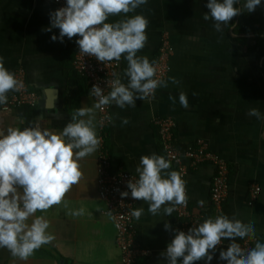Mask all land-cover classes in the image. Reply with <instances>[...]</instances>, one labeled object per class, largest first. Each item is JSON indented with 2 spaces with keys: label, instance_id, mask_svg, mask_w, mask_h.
Segmentation results:
<instances>
[{
  "label": "crops",
  "instance_id": "crops-1",
  "mask_svg": "<svg viewBox=\"0 0 264 264\" xmlns=\"http://www.w3.org/2000/svg\"><path fill=\"white\" fill-rule=\"evenodd\" d=\"M205 3L206 0H147L133 12L109 15L105 22L136 13L147 17V40L136 55L147 56L150 61L156 59L162 34L167 32L173 49L169 71L163 78L167 86L157 87L151 98H136L134 106L110 105L112 121L104 141L79 160L78 181L59 204L33 214L49 220L48 231L54 239L24 260L0 248V264H121L114 226L101 213L103 205L97 195L100 145L109 155L112 170L138 177L135 168L141 155L163 156L154 120L165 116L174 122V142L181 153L202 140L210 152L225 161L228 189L221 215L252 223V246L257 239L264 242V119L247 115L252 107L264 115V53L259 47L264 45V0L252 12L234 15L219 32L212 27L211 17L203 19L208 11ZM56 8L52 0H0V56L11 72L18 68L24 71L27 88L38 95V103L28 118L27 110L20 113L0 109V133L9 127L22 128L30 121L59 131L74 109L94 104L86 82L72 68L76 36L65 37L61 43L49 39L58 29L44 30L49 24V12ZM126 67L122 54L118 75L124 83ZM181 91L186 94L187 107L179 103ZM124 118L127 123L122 124ZM96 130L99 136L98 126ZM183 164L186 173L182 178L190 205L199 211L209 201L213 168L207 164L192 168L187 158H183ZM170 170L175 169L170 165L166 171ZM253 186L259 191L251 199ZM197 200L204 204L198 205ZM80 207L85 209L84 214L73 216L72 211ZM136 207L144 209L138 220L132 217L136 238L150 251L138 264H166L160 253L173 234L163 224L167 221L174 228V213L165 216L161 211L153 215L143 200H138ZM228 243L223 240L210 264H224L217 257ZM196 264H204L203 259Z\"/></svg>",
  "mask_w": 264,
  "mask_h": 264
},
{
  "label": "clouds",
  "instance_id": "clouds-1",
  "mask_svg": "<svg viewBox=\"0 0 264 264\" xmlns=\"http://www.w3.org/2000/svg\"><path fill=\"white\" fill-rule=\"evenodd\" d=\"M146 3L147 0H64L61 7L49 12V24L44 30L58 29V33L49 36L50 40L62 43L65 37L76 36L79 52L94 56L100 62L119 61L123 54L127 80L124 83L113 73L106 94L93 84L90 94L97 98L96 103L74 109L70 120L59 131L30 121L22 128L9 127L0 133V248L8 249L13 257L24 260L33 250L54 239L48 231L49 220L33 214L59 204L78 181L79 160L96 151L100 143L96 110L111 104L120 108L134 106L136 98H151L157 87L167 86L164 79L156 76V61L136 55L147 40V17L136 13L105 22L109 15L127 14ZM261 3L262 0H206L208 11L204 12L203 19L207 21L211 17L212 27L219 32L222 24L227 25L234 15L252 12ZM168 79L178 83L173 77ZM22 86L0 56V104L6 102L7 92ZM178 100L182 107H187L183 91L178 94ZM247 115L264 119L255 107L249 108ZM105 119L111 122L112 116L106 115ZM121 123H127V119H122ZM169 168L170 162L163 156L141 155L135 168L138 177L125 182L130 191H120V197L148 202V212L153 215L162 211L165 216H171L174 206L185 204L188 197L182 174L176 170L166 171ZM196 203L203 205L204 201ZM84 212L80 207L73 210L72 215ZM143 212V207H136L131 209V216L138 220ZM29 217H32L30 222ZM163 228L173 234L160 253L166 264H192L201 259L204 264H210L215 246L221 244L222 239L230 241L218 253L217 259L224 264H264V242L257 239L246 252L236 243L237 239L255 237L250 222L217 215L204 218L187 231L172 228L167 221Z\"/></svg>",
  "mask_w": 264,
  "mask_h": 264
},
{
  "label": "built area",
  "instance_id": "built-area-1",
  "mask_svg": "<svg viewBox=\"0 0 264 264\" xmlns=\"http://www.w3.org/2000/svg\"><path fill=\"white\" fill-rule=\"evenodd\" d=\"M52 2L58 8L63 5L64 0H52ZM172 54L173 49L169 42L168 34L164 32L155 59L157 77L163 79L168 73L169 59ZM72 68L78 76L85 80L89 94L93 84L102 88L104 94H106L110 90L113 73L119 74L120 60L97 61L94 56L79 52L78 45H76L72 59ZM13 73L22 82L23 86L16 91L10 90L6 94L7 100L4 104H0L1 110L9 112L20 106L35 108L38 95L27 88L24 71L18 68ZM91 97L94 103H96L97 98L92 95ZM106 115L111 116L110 105H104L100 109H97V126L100 143L104 141L106 129L111 124V122L105 119ZM154 125L157 130L158 142L163 157L168 159L170 165L180 172L182 176L186 173L183 158L189 160L190 167L192 168L205 164L213 168L208 204L199 211H195L191 207L189 199H187L185 204L175 205L173 208L176 220L174 228L187 231L190 226L201 222L208 216L215 217L221 215L228 189V165L216 154L210 152L202 140L196 141L192 147L181 153L176 148L174 142V122L170 117H157L154 120ZM129 179L135 181L137 176L123 170H112L109 155L104 146L100 145L97 157L96 184L98 199L103 205L101 213L107 216L114 226V243L120 252L121 264H138L142 257L149 255L150 251L141 246L136 238V229L131 216V209L135 208L138 200L130 196L120 197L119 195L120 191H130L127 189L125 183ZM258 191L259 187L253 186L249 192L250 198L254 199ZM222 243L223 239L221 240V244L215 246L216 251L221 247ZM252 243V240L243 239L240 241L239 246L242 251L246 252L252 247Z\"/></svg>",
  "mask_w": 264,
  "mask_h": 264
},
{
  "label": "trees",
  "instance_id": "trees-1",
  "mask_svg": "<svg viewBox=\"0 0 264 264\" xmlns=\"http://www.w3.org/2000/svg\"><path fill=\"white\" fill-rule=\"evenodd\" d=\"M260 49L262 50V53H264V45H261L260 44ZM74 71V70H73ZM75 72V71H74ZM76 74V73H75ZM76 76H78L77 74H76ZM27 110V113H25V116L28 118V117H30L32 114V111L34 110L33 108H31V107H29V106H20V107H17L16 109H14L15 111H18V112H20V110ZM13 110V111H14ZM21 113V112H20ZM192 264H196V261H194V262H192Z\"/></svg>",
  "mask_w": 264,
  "mask_h": 264
},
{
  "label": "bare ground",
  "instance_id": "bare-ground-1",
  "mask_svg": "<svg viewBox=\"0 0 264 264\" xmlns=\"http://www.w3.org/2000/svg\"><path fill=\"white\" fill-rule=\"evenodd\" d=\"M80 77V76H79ZM84 80V79H83ZM85 81V80H84ZM37 103H38V101H37ZM1 109V108H0ZM3 111V110H2Z\"/></svg>",
  "mask_w": 264,
  "mask_h": 264
}]
</instances>
